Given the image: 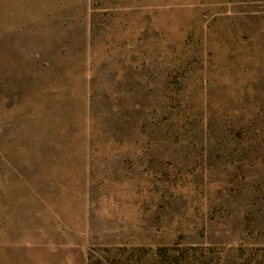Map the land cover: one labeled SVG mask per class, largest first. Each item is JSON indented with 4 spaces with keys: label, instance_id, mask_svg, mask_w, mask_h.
Masks as SVG:
<instances>
[{
    "label": "rangeland",
    "instance_id": "1",
    "mask_svg": "<svg viewBox=\"0 0 264 264\" xmlns=\"http://www.w3.org/2000/svg\"><path fill=\"white\" fill-rule=\"evenodd\" d=\"M0 264H264V0H0Z\"/></svg>",
    "mask_w": 264,
    "mask_h": 264
}]
</instances>
